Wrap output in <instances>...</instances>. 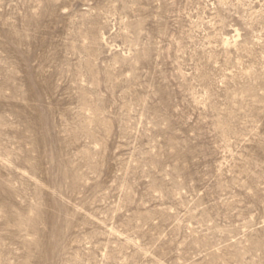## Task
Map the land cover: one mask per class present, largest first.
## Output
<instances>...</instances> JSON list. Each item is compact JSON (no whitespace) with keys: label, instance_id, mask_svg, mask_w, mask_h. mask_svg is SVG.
Returning a JSON list of instances; mask_svg holds the SVG:
<instances>
[{"label":"rangeland","instance_id":"obj_1","mask_svg":"<svg viewBox=\"0 0 264 264\" xmlns=\"http://www.w3.org/2000/svg\"><path fill=\"white\" fill-rule=\"evenodd\" d=\"M0 264H264V0H0Z\"/></svg>","mask_w":264,"mask_h":264}]
</instances>
